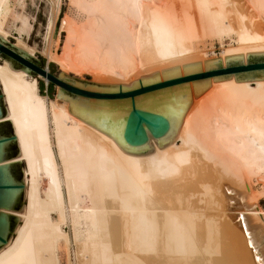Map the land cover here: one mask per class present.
Listing matches in <instances>:
<instances>
[{"label":"bare ground","instance_id":"bare-ground-1","mask_svg":"<svg viewBox=\"0 0 264 264\" xmlns=\"http://www.w3.org/2000/svg\"><path fill=\"white\" fill-rule=\"evenodd\" d=\"M69 1L87 16L83 24L61 21L76 53L64 59L50 47L45 52L63 72L92 65L94 73L118 77L138 72L120 86L155 72L162 81L161 71L174 67L183 76L182 66L200 62L203 71L208 60L197 45L231 34L235 47L223 52L222 64L225 57L242 55L246 63L247 54L264 53V0ZM241 2L250 16L240 11ZM9 3L0 0V20ZM229 5L233 30L223 25ZM59 6L57 0L47 40ZM18 20L25 26L23 17ZM6 35L0 21V37ZM20 39V48L31 54ZM28 76L4 60L0 64L6 105L0 123L10 122L18 149L0 166L25 165V205L19 212L0 209L20 222L0 248V264H58V243L70 241L67 225L77 264H226V252L242 264H264L254 234L264 224L255 195L258 187L264 195V80L210 78V88L197 99L189 82L192 105L177 139L159 151L149 137L155 152L133 157L70 115L68 102L41 96L36 78ZM43 180L48 186L42 194ZM227 191L249 202H240L233 217L224 213L232 199ZM79 194L90 199L89 208L77 205Z\"/></svg>","mask_w":264,"mask_h":264},{"label":"water","instance_id":"water-1","mask_svg":"<svg viewBox=\"0 0 264 264\" xmlns=\"http://www.w3.org/2000/svg\"><path fill=\"white\" fill-rule=\"evenodd\" d=\"M0 58L15 71L35 75L57 86V99L68 102L69 114L115 142L126 155L144 157L155 152L149 137L159 151L176 139L183 120L192 105L189 82L194 99L210 88L212 82L264 80V53L225 57L161 71L135 81L131 86L103 85L75 79L60 72L51 74L29 54L6 43L0 37ZM0 91V119L4 117ZM18 155L15 136L9 121L0 123V162ZM21 162L0 166V209L19 212L23 196ZM18 218L0 214V248L13 232Z\"/></svg>","mask_w":264,"mask_h":264},{"label":"rangeland","instance_id":"rangeland-1","mask_svg":"<svg viewBox=\"0 0 264 264\" xmlns=\"http://www.w3.org/2000/svg\"><path fill=\"white\" fill-rule=\"evenodd\" d=\"M88 1H92V0H88ZM56 3H57V0H10V3H9L10 9H8L9 12L8 11L4 12L0 20L1 24H3L4 30L7 32V35L5 37L6 39H3V41L29 54L30 52L28 53L24 51L22 48H20L21 45L18 42V38L19 39L21 38L24 44H26V46L30 50H32L29 56H31V58H33L37 62L41 63L42 67L47 66L49 72L55 76H58V74L62 72V73H65L81 81L114 86V85H121L127 79H128L127 81H130L135 77V74H138L136 70L129 72L128 73L129 75H127L128 77L127 76L118 77V76H113V75L99 74V73L93 72L95 68L92 65H85L80 70H67L66 72H63V70L61 69L60 65L57 62L49 61L45 53L49 47H50L49 50L54 54L55 57H60L64 59H69L70 56H73V54L76 53V47H75L76 45L74 41L73 40L68 41L67 32L64 29H61L62 19L65 17H67L68 19L71 18L70 20H72V22L74 21L75 24H83L84 23L83 21H86L85 19H87L86 14L83 13L82 11H79L80 9L79 8L77 9V6H71L73 4L70 5L69 0H60V6H59L58 13H57V17L52 23L53 27L50 33L51 36H49V39L47 40L48 24H49L48 19L50 17V13L53 10V5ZM229 7L230 5L226 6V8H228L226 9L228 12H227L223 25L227 29L233 30L236 27V18L234 16L235 14L230 13L232 12V7H230L231 10L229 9ZM239 7L241 9L240 11L244 12V13L242 12V14L245 15L246 13V16H250L248 13L249 10L246 9L247 7L245 6L243 2H241V5ZM18 17L24 18V20L26 21L25 26L21 24L20 20H18ZM262 24L264 25V22ZM221 39L222 40H218V38L212 37V38L206 39L205 41L197 45L199 50L201 52H204V54L200 53L201 57L204 60L220 59L223 52L226 49H228V47L229 48H231L230 46L235 47L234 45L235 36L233 34L226 36V37L224 36ZM48 41L49 42L52 41L50 46L48 44ZM1 63H3V59L0 58V64ZM222 66L225 67V64H222ZM201 72H204V70ZM28 78H36L37 86H38V93L41 96H45L47 99L52 100V101L53 100L55 101L57 99V94H58V89H59L57 86L47 83L43 78L38 77L36 75L34 77L28 76ZM2 102H3L4 109H5L6 105L4 104L3 100ZM179 144L180 143H178V145ZM24 166H25L24 163H21L22 170H24ZM253 182L255 183V180H253ZM22 184H24L23 171H22ZM47 186H48V181L43 180L41 184L42 194L45 193L44 190ZM260 188L258 187L257 188L258 190L256 189L258 193L262 192V188L261 189ZM258 193L255 195L257 199H259V209L264 212V195L262 197V195L260 194L261 195L260 196L258 195ZM226 194L232 199L229 202V204H231L229 206L230 211H226L224 213L227 214L228 217L229 216L233 217L237 214L238 210H241V205L243 203H244L243 205H245L248 201L245 198H244V201L243 200L241 201V198L239 196H238L239 198H237V196L235 197V194L233 192L230 193L229 191H227ZM23 196H24V190H23ZM23 196H22V205L24 206L25 198ZM78 197H77V200H78L77 205L79 207H82V208L90 207L91 202L87 196L85 197L84 194H81V195L79 194ZM51 216L54 220L57 219L56 213H52ZM225 221H227V219ZM233 222H236V220H234ZM19 223L20 222L18 221L16 226ZM231 223L232 222H230V224ZM250 223H253V222L251 221ZM251 225L254 226L255 224H251ZM63 229L68 234L70 241H69V244L67 245L63 241H60L59 242L60 244L58 243V253H57L58 264H72V263L77 264L79 262V257L77 258V255L75 254L76 253L75 250L77 246L75 245L76 243L73 242L74 240L72 239L73 238L72 229L69 225L64 226ZM256 229L257 230H255L254 234L259 238V243L260 245H262L261 251L264 255V250H262V248L264 249V246H263L264 238L262 239V237H264V224L262 226V229H258V228ZM13 235H14V232L11 233L10 238H12ZM226 253H225L226 255L225 257L223 254V258L226 260V264H229L230 261H231L230 264H242L241 262L235 260L236 258L234 256H231L232 255L231 253H228V255ZM219 254L215 256L220 258ZM83 259L87 260V256L85 255ZM232 260H233V263H232Z\"/></svg>","mask_w":264,"mask_h":264}]
</instances>
